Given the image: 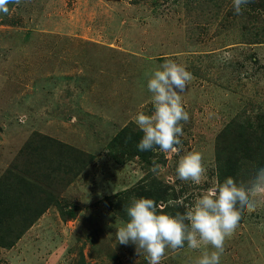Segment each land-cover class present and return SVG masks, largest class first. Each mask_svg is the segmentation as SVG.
Here are the masks:
<instances>
[{
	"label": "rangeland",
	"instance_id": "rangeland-1",
	"mask_svg": "<svg viewBox=\"0 0 264 264\" xmlns=\"http://www.w3.org/2000/svg\"><path fill=\"white\" fill-rule=\"evenodd\" d=\"M9 7L11 15L0 13V182L20 174L40 187L21 193L26 205L52 202L13 247H0V264H149L146 252L116 239L128 220L117 196L143 184L153 193L166 188L185 212L219 184L215 145L227 127L235 129L223 136L225 160L240 127L264 128V11L243 5L237 15L233 0H22ZM167 60L192 74L181 93L189 114L181 151L156 150L145 163L111 150L124 127L141 130L138 112L154 111L148 80ZM192 151L206 169L199 185L176 174ZM154 160L164 166L158 175ZM213 250L167 248L161 264H196ZM220 264H264V206L244 213Z\"/></svg>",
	"mask_w": 264,
	"mask_h": 264
},
{
	"label": "clouds",
	"instance_id": "clouds-1",
	"mask_svg": "<svg viewBox=\"0 0 264 264\" xmlns=\"http://www.w3.org/2000/svg\"><path fill=\"white\" fill-rule=\"evenodd\" d=\"M253 0H233L234 12L242 14V6ZM22 0H0V13L11 15ZM192 74L172 60L162 65V70L154 72L148 80V91L154 105L152 114L141 111L134 117L135 123L144 133L137 147L140 151L159 149L163 153L177 154L181 151L183 126L189 114L182 105L181 93L187 89ZM21 123L25 116L19 117ZM200 152L192 151L180 158L176 168L177 177L197 185L206 172ZM164 166L153 161L151 171L157 175ZM175 205L177 202H170ZM264 206V168L258 169L248 182L237 183L228 177L222 184L210 187L198 197L194 206L183 214H160L153 199H134L126 209L128 220L117 228L115 234L119 244L136 246L147 253L149 264H161L167 248L177 250L185 243L191 249L201 245L211 246L213 251H204L196 264H220L227 238L231 237L240 225L244 213H252Z\"/></svg>",
	"mask_w": 264,
	"mask_h": 264
},
{
	"label": "trees",
	"instance_id": "trees-1",
	"mask_svg": "<svg viewBox=\"0 0 264 264\" xmlns=\"http://www.w3.org/2000/svg\"><path fill=\"white\" fill-rule=\"evenodd\" d=\"M247 5L251 6L252 9L258 8L264 11V0H253L252 3ZM233 126L234 125H229L227 127V132L219 137L221 143L217 142L215 145V172L219 184H222L228 177H233L238 184L245 183L247 182L246 180H252L253 178L244 177H254L258 169L264 168V128H259L251 133H247L248 129L240 127L239 129L242 134L235 137L236 146H230L232 149L231 158L225 160L223 156V136H225V138L231 137L235 129ZM143 135L144 133L141 130L134 131L129 127H124L118 133L115 140H113L112 144H110L111 150H128L139 156L145 163H150V160L154 156L153 152L159 149L157 148L149 151L138 150L137 145ZM34 174L39 176L38 171ZM53 176L54 173L50 172L49 183ZM29 184L27 178H22L20 174L18 176L15 174H12V176L7 174L0 182V247L2 248L13 247L26 231L43 215L46 209L51 206L50 203L52 200L49 199L42 208H38L36 207L34 198L30 205H26L23 191H27L28 188L33 187L36 193H40L38 184H33L32 186H29ZM153 188L152 186L143 184L134 188L131 192L128 191L129 193L125 192L119 194L117 198L118 201L124 203V208H128L133 199L145 197L154 199L157 204V211L160 214L176 215L177 213H184V205L179 195H177L174 190L172 194V192L166 188H158V190L153 193ZM21 193H23V195ZM172 201L177 203L173 205L170 203ZM186 246L187 243H185L184 247Z\"/></svg>",
	"mask_w": 264,
	"mask_h": 264
}]
</instances>
